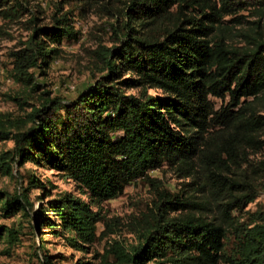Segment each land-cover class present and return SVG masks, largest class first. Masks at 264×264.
Instances as JSON below:
<instances>
[{
	"label": "trees",
	"instance_id": "obj_1",
	"mask_svg": "<svg viewBox=\"0 0 264 264\" xmlns=\"http://www.w3.org/2000/svg\"><path fill=\"white\" fill-rule=\"evenodd\" d=\"M113 3L61 0L50 25L29 20L30 39L12 52V77L36 92L31 70L47 76L63 42L79 40L75 9L96 7L114 19V45L90 52L93 75L102 74L92 86L72 102L43 92L25 120L0 114V143H14L0 154V174L20 178L32 163L62 174L85 199L60 193L35 210L30 192L41 183L32 175L14 194L0 190V218L21 214L36 234L50 228L85 251L115 234L102 205L167 167L188 180L190 193L159 192L153 209L131 222L136 242L111 240L93 259L264 264V210L247 223L234 216L255 201L264 174V161L249 158L264 149V0H128L123 10ZM66 5L75 6L65 11ZM27 9L20 0H0V19L15 22ZM230 231L235 243L227 251ZM4 239L7 253L20 241L17 230L0 224ZM41 249L42 264L58 263Z\"/></svg>",
	"mask_w": 264,
	"mask_h": 264
},
{
	"label": "rangeland",
	"instance_id": "obj_2",
	"mask_svg": "<svg viewBox=\"0 0 264 264\" xmlns=\"http://www.w3.org/2000/svg\"><path fill=\"white\" fill-rule=\"evenodd\" d=\"M24 7L28 8L24 15L15 22L0 19V114H8L14 120H25L28 114L39 107L43 92H51V98L61 97L66 102L74 101L81 92L93 85L101 73L93 75L90 62V52L96 50L100 44L111 47L114 45L112 24L114 19L96 7H86L84 10L75 9L74 26L79 32V40L64 41L63 54L60 59L53 62L47 76H41L38 69L31 70L39 84L36 92H25L24 88L12 77L13 60L11 54L21 48L30 39L32 34L29 23L33 17L37 18L35 26L43 27L51 24V17L55 12V6L61 0H20ZM128 0H114L115 9H125ZM75 5H66L65 11ZM250 20H255L251 18ZM129 94L136 91L131 90ZM150 94H160L159 91L150 90ZM19 99V100H15ZM216 107L221 105L216 100ZM27 124L23 128H28ZM264 140V137H263ZM14 147L13 141L0 143V154ZM250 160L253 164L264 161V149L250 151ZM21 176L16 173L12 176L0 174V190L14 194L20 187H26L32 175L40 185L30 192L31 200L35 203V210L56 198L60 193H71L76 197L85 199L76 188L75 184L62 174L40 168L32 163H27L20 169ZM188 180L180 179L167 167L161 170L151 171L148 178L134 181L128 185L124 193L116 199L105 202L102 205V213L110 220L115 234L99 240L88 250L79 251L68 245L61 234L53 232L50 228H43L36 234L32 228L30 219L21 214L0 218V224L17 230L20 241L7 253L9 245L6 239L0 242V264H42L41 256L44 250L54 256L57 264H82L93 262L101 264L100 260H94L95 253L104 254L111 240H119L126 245L136 242L135 235L130 232L131 222L140 219L142 214L148 213L159 201V192L166 191L171 195L189 194L186 186ZM257 197L253 203L248 204L242 211H235L234 216L240 223L250 221L251 215L264 210V174L257 181ZM42 198V199H41ZM52 217L50 213L47 214ZM98 235L104 230L102 224H98ZM235 243L232 231L226 240V250L231 251ZM111 260V259H110ZM225 264V263H221Z\"/></svg>",
	"mask_w": 264,
	"mask_h": 264
}]
</instances>
